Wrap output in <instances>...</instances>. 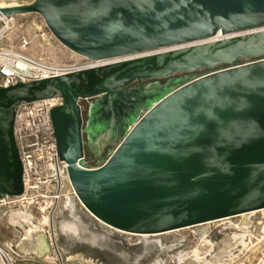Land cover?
I'll list each match as a JSON object with an SVG mask.
<instances>
[{
  "label": "water",
  "instance_id": "obj_1",
  "mask_svg": "<svg viewBox=\"0 0 264 264\" xmlns=\"http://www.w3.org/2000/svg\"><path fill=\"white\" fill-rule=\"evenodd\" d=\"M0 12L40 14L89 60L152 51L0 86V198L24 192L15 107L57 95L59 159L103 223L161 233L264 208V0H32ZM91 98L83 124L79 101ZM83 134L111 143L108 156L86 163Z\"/></svg>",
  "mask_w": 264,
  "mask_h": 264
},
{
  "label": "rangeland",
  "instance_id": "obj_2",
  "mask_svg": "<svg viewBox=\"0 0 264 264\" xmlns=\"http://www.w3.org/2000/svg\"><path fill=\"white\" fill-rule=\"evenodd\" d=\"M30 2L32 0H0V4L3 6ZM14 17H16L18 24L16 30L9 38L10 44L15 48L20 46V38L24 36L27 39V44L22 50L30 56L53 63L86 61L84 57L72 52L54 37L40 14L30 12L17 14ZM109 151L104 154L102 159L108 156ZM84 161L90 164L86 158ZM49 194L48 191L46 193L45 186H42V189H39L36 193L29 192L27 195L28 199L23 203H11L1 208L0 242L7 245L11 243L9 246L13 247V244L24 233L22 227L8 221V211L17 209L26 210L28 213H31L34 223L42 221L44 214L50 211L49 199L43 195ZM70 198V204H63L62 198L59 197V201L57 200L58 204H55L54 211L52 212L55 244L62 262L59 263L56 259L45 260L35 257L31 260L23 261L22 264H156L157 262L172 264L178 253H186L195 246H199L202 253H207L209 250V246L205 241L201 245L200 241L197 240L198 238L193 231L194 227L180 228L147 238L122 233L97 221L80 205V202L73 193L70 194ZM42 206L47 208L41 210ZM240 218V216H234L228 220L212 223L206 232L207 235L205 234L206 239L216 242L226 232L237 231L238 229L235 228V224L239 222ZM63 221L75 223L78 229L77 233L59 230L58 223L60 224ZM249 222L248 230L243 232L246 244L238 247L232 260L226 261L223 264H255L260 257L264 246V232L262 228L264 225V211L252 213ZM43 226L45 229H48L47 224ZM66 234L67 236H65ZM98 237L100 238L98 239ZM89 239L91 240L89 241ZM70 255L76 256L71 260L67 259Z\"/></svg>",
  "mask_w": 264,
  "mask_h": 264
},
{
  "label": "built area",
  "instance_id": "obj_3",
  "mask_svg": "<svg viewBox=\"0 0 264 264\" xmlns=\"http://www.w3.org/2000/svg\"><path fill=\"white\" fill-rule=\"evenodd\" d=\"M16 17L0 15V86L6 87L17 82H25L61 75L70 71L92 67L89 59L75 63H53L25 53L22 48L27 44L26 37L20 38V46L10 44L9 36L17 28ZM61 98L57 95L21 102L15 107L13 134L23 166L24 192L18 196L0 198V209L11 203H23L28 193H36L42 186L50 201L58 200V177L55 168L67 173V164L60 160L49 111L58 105ZM51 205V204H50ZM49 205V206H50ZM55 206L50 207L51 212ZM31 254L17 252L12 246L0 242V264H22L31 260ZM255 264H264V246Z\"/></svg>",
  "mask_w": 264,
  "mask_h": 264
},
{
  "label": "bare ground",
  "instance_id": "obj_4",
  "mask_svg": "<svg viewBox=\"0 0 264 264\" xmlns=\"http://www.w3.org/2000/svg\"><path fill=\"white\" fill-rule=\"evenodd\" d=\"M16 5H18V4H16ZM8 6H12V5H8ZM1 7H7V6H3V5L0 4V8ZM23 13H30V12H20V13H14V14H2L0 12V15H7V16L14 17V15L23 14ZM223 36H224L223 34H219V32H218L215 36L209 37L208 40L221 38ZM35 39H38V38H35ZM165 49L166 48H160L159 50L161 51V50H165ZM151 52L152 51L149 50V51H145V52L133 53V54H128V55H123L121 57H114V58H109V59H104V60H95V61L91 60L89 63H90V65H99V64L112 62V61H115V60H118V59H127V58H130V57H135V56H139V55H143V54H148V53H151ZM52 167L55 168L56 173H57V177H58V185H57V188H56L57 189V193L59 194L58 196L62 198L63 204H67V203L70 202V199H71L70 198V194L73 193L75 196H76V194H75V192L73 190V187H72V185L70 183V180L68 178L67 173H63L61 170H58L57 166H53L52 165ZM71 197H73V196H71ZM58 201H59V199H58ZM58 201H56V200L50 201L49 202L51 204L50 207L55 206V204ZM78 201H79V199H78ZM80 205H82L83 208H85V210L91 216H93L97 221L101 222L102 224H104V225H106V226H108V227H110V228H112V229H114L116 231H120L122 233L134 234V235L142 236V237H145V238H147L149 236H154V235L159 234V233H132V232H127V231L116 229L114 227H111V226L103 223L99 219H97L93 214H91L86 209V207H84V205L81 202H80ZM46 208L47 207L42 206L41 210H45ZM68 209H70V208H68ZM256 211H264V208L257 209V210H252V211H247V212H242V213L237 214V215H233V216H229V217H224V218H220V219H216V220L206 221V222H203V223H199V224L183 227V228L194 227L193 231H194L195 235L198 238L197 240L200 241L201 245L204 244L203 241H205V243H207L208 246H209V250H208L207 253H202L200 251L199 246H195L193 249L189 250L186 253H178V255L175 257V261H173L172 264H223L226 261L232 260L236 249L238 247L246 244L243 232H246L248 230V227H249V224H250V222H249L250 215H252V213H254ZM7 216H8V221L9 222H11L12 224H16V225L18 224L20 227L23 228V232L24 233L20 236L19 240L16 241L13 244V247H14V249L17 252L24 253V254L28 253V254H31V255H33L35 257H38V258H41V259L43 258L45 260H54V259H56L59 263L62 262L61 261V256L58 253V250H57V247H56V244H55V238H54L55 230L53 229V225L50 228L49 211L46 214H44L43 220L39 221L37 223L33 222V217L31 215V213H28L26 210H22V209L10 210V211H8ZM74 216H75V214H74ZM234 216H240L241 217L239 222L235 224V228L238 229L237 231L226 232L224 234V236L221 239H219L218 241H216V242L215 241H210L209 239H206L205 234H206L207 230L209 229V227H210V225L212 223H214L216 221L228 220V219H230L231 217H234ZM44 224L48 225V229L44 228V226H43ZM58 225H59V227L58 226L57 227L60 228L59 230H61L63 232L77 233V230H78L77 226L73 222L68 223L67 221H63L60 224L58 223ZM82 228H80V229H82ZM262 228H263V232H264V225H263ZM175 230H177V229H175ZM85 231H86V228H85ZM169 231H173V230H169ZM169 231H166V232H169ZM161 233H164V232H161ZM65 236H67V234ZM100 237L102 239L101 235H100ZM100 237H98V239ZM73 238H75V237H73ZM90 240L91 239H89V241ZM92 244H94V243H92ZM75 256L70 255V256L67 257V259L71 260V259L75 258ZM156 264H162V263L157 262Z\"/></svg>",
  "mask_w": 264,
  "mask_h": 264
},
{
  "label": "flooded vegetation",
  "instance_id": "obj_5",
  "mask_svg": "<svg viewBox=\"0 0 264 264\" xmlns=\"http://www.w3.org/2000/svg\"><path fill=\"white\" fill-rule=\"evenodd\" d=\"M152 82H154V80H148V81H145L144 83L148 84V83H152ZM160 82H163V81L160 80ZM92 100H94V99L93 98L81 99L79 101L83 124L85 123L86 118H87L88 105ZM83 140H84L85 158H86V160L89 161L90 164H96L98 161H100L104 157V154L106 152H108L110 150V148L112 147L111 143H107L99 149L96 144H92V143L90 144L89 143L85 134H83Z\"/></svg>",
  "mask_w": 264,
  "mask_h": 264
},
{
  "label": "crops",
  "instance_id": "obj_6",
  "mask_svg": "<svg viewBox=\"0 0 264 264\" xmlns=\"http://www.w3.org/2000/svg\"><path fill=\"white\" fill-rule=\"evenodd\" d=\"M9 244H11V243H9ZM9 244H8V245H9ZM25 254H28V253H25ZM32 256H33V255H32ZM33 257H35V256H33Z\"/></svg>",
  "mask_w": 264,
  "mask_h": 264
}]
</instances>
